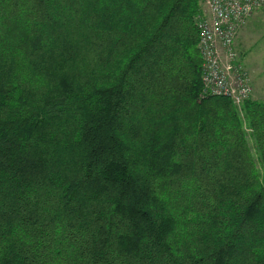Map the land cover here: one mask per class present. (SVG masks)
<instances>
[{
	"label": "trees",
	"instance_id": "16d2710c",
	"mask_svg": "<svg viewBox=\"0 0 264 264\" xmlns=\"http://www.w3.org/2000/svg\"><path fill=\"white\" fill-rule=\"evenodd\" d=\"M200 2L0 0V264H264V103L205 95Z\"/></svg>",
	"mask_w": 264,
	"mask_h": 264
},
{
	"label": "built area",
	"instance_id": "2783aa9c",
	"mask_svg": "<svg viewBox=\"0 0 264 264\" xmlns=\"http://www.w3.org/2000/svg\"><path fill=\"white\" fill-rule=\"evenodd\" d=\"M209 24L198 20L199 50L204 56L203 81L213 94L250 97L249 78L235 57L239 31L256 12H264V0H207ZM231 79L237 89L229 85Z\"/></svg>",
	"mask_w": 264,
	"mask_h": 264
},
{
	"label": "rangeland",
	"instance_id": "374dc122",
	"mask_svg": "<svg viewBox=\"0 0 264 264\" xmlns=\"http://www.w3.org/2000/svg\"><path fill=\"white\" fill-rule=\"evenodd\" d=\"M200 5L201 23L204 18L207 20L206 0H201ZM200 16L197 17V22ZM235 50L237 62L244 68L250 81L251 100L253 87L264 97V12L258 11L247 20L236 37Z\"/></svg>",
	"mask_w": 264,
	"mask_h": 264
},
{
	"label": "bare ground",
	"instance_id": "6f19581e",
	"mask_svg": "<svg viewBox=\"0 0 264 264\" xmlns=\"http://www.w3.org/2000/svg\"><path fill=\"white\" fill-rule=\"evenodd\" d=\"M206 3H207V0H206ZM206 16V15H205ZM207 20L205 21V18L204 20L201 22V24H209V13L208 15L206 16ZM201 53V57H202V60H203V66H204V56H203V53L200 51ZM236 57V55H235ZM202 83H203V88H204V92H205V95L207 96H220V97H227L229 99H231L233 101V103L235 104V106L241 110L242 106L248 101L250 100L251 98L250 97H246L244 95H240L238 97H234L233 95H229V94H221V95H218V94H213L212 93V89L211 87H208L205 85L204 81H203V75H202ZM229 85L231 88H234V89H237V86L235 85V83L229 79Z\"/></svg>",
	"mask_w": 264,
	"mask_h": 264
},
{
	"label": "crops",
	"instance_id": "0c3cea01",
	"mask_svg": "<svg viewBox=\"0 0 264 264\" xmlns=\"http://www.w3.org/2000/svg\"><path fill=\"white\" fill-rule=\"evenodd\" d=\"M252 100L255 101H264V97L261 95V93L259 91H257L254 87H253V96H252Z\"/></svg>",
	"mask_w": 264,
	"mask_h": 264
}]
</instances>
